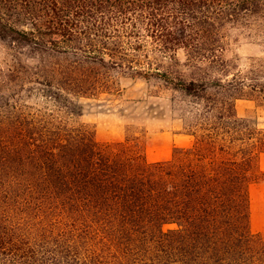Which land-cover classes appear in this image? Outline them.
Wrapping results in <instances>:
<instances>
[{"label": "trees", "instance_id": "trees-1", "mask_svg": "<svg viewBox=\"0 0 264 264\" xmlns=\"http://www.w3.org/2000/svg\"><path fill=\"white\" fill-rule=\"evenodd\" d=\"M13 1H1L0 39L38 60L31 74L56 109L0 108V264H264L250 195L263 179L250 174L264 135L250 132L237 98L223 94L232 83L212 93L215 85L156 67L168 87L192 98L185 132L208 152L195 142L193 157L149 163L119 156L74 118L82 115L79 99L122 91L113 74L124 68L118 59L169 52L162 44L134 54L130 29L152 26L147 0ZM67 5L68 14L58 12ZM23 15L32 30L16 26L13 18ZM46 18L49 30L41 26ZM167 224L178 228L166 232Z\"/></svg>", "mask_w": 264, "mask_h": 264}, {"label": "rangeland", "instance_id": "rangeland-1", "mask_svg": "<svg viewBox=\"0 0 264 264\" xmlns=\"http://www.w3.org/2000/svg\"><path fill=\"white\" fill-rule=\"evenodd\" d=\"M1 1L3 4L11 2L0 0V5H3ZM13 3L22 5L25 1L14 0ZM147 4L149 19H145V23L152 26H148L146 33L130 29L134 35L132 41L136 40L134 54L162 44L169 52L166 56L130 57L131 63L118 59L124 68L113 74L115 88L118 84L122 93L115 90L97 98L79 99L82 115L74 118L75 123L93 129L97 142L111 153L139 162H160L164 158L160 156L164 153L159 149L160 135L186 134L182 115L196 107L192 98L168 87L155 73L156 67H161L171 78L178 76L186 81L200 80L215 85L212 93L222 94L227 89L223 94L237 98L238 116L252 122L249 131L256 132L259 128L264 135V0H147ZM71 7H61L58 12L68 14ZM17 11L22 13L24 9L19 6ZM13 19L21 30L34 28L24 15ZM42 22L41 26L49 30V19ZM58 27L55 24L53 31ZM140 37L145 38L143 43H139ZM110 48L115 49L113 44ZM107 52L113 54L111 50ZM37 65L38 60L29 51L15 49L10 42L0 39V108L8 107V103H19L33 109H56L54 104H47L42 96L44 86L31 74ZM130 65L136 70L129 69ZM228 83L232 85L226 89L217 85ZM195 146H200L203 154L208 152L206 142H196ZM177 157L193 155L188 149L176 148L170 160ZM219 157L227 156L219 154ZM256 164L250 178L261 177L264 181V172L259 171ZM253 195L255 219L260 223L264 190L256 189ZM177 228L175 224H167L164 230ZM256 234L264 241V234Z\"/></svg>", "mask_w": 264, "mask_h": 264}, {"label": "crops", "instance_id": "crops-1", "mask_svg": "<svg viewBox=\"0 0 264 264\" xmlns=\"http://www.w3.org/2000/svg\"><path fill=\"white\" fill-rule=\"evenodd\" d=\"M160 146L159 149L163 150L164 153L161 152L160 156L164 157L160 161H168L173 157L174 149H190L195 145L196 138L189 134H175L170 135L168 133H164L160 135ZM257 167L259 171L264 172V153H260L256 159ZM256 189L264 190V181L256 182L250 186V195H251V227L255 230V233L264 234V196L261 200L262 205V213L263 217H261V222L258 223L255 219L254 214V195L253 191Z\"/></svg>", "mask_w": 264, "mask_h": 264}, {"label": "bare ground", "instance_id": "bare-ground-1", "mask_svg": "<svg viewBox=\"0 0 264 264\" xmlns=\"http://www.w3.org/2000/svg\"><path fill=\"white\" fill-rule=\"evenodd\" d=\"M256 199V198H255ZM258 199H260V198H258ZM259 202V201H258Z\"/></svg>", "mask_w": 264, "mask_h": 264}]
</instances>
